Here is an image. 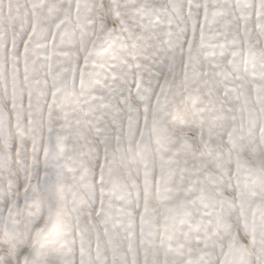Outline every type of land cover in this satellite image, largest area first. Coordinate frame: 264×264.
<instances>
[{"label":"snow or ice","instance_id":"1","mask_svg":"<svg viewBox=\"0 0 264 264\" xmlns=\"http://www.w3.org/2000/svg\"><path fill=\"white\" fill-rule=\"evenodd\" d=\"M0 264H264V0H0Z\"/></svg>","mask_w":264,"mask_h":264}]
</instances>
